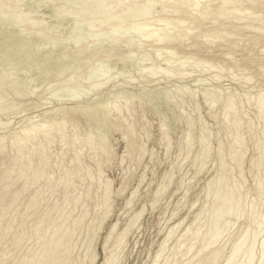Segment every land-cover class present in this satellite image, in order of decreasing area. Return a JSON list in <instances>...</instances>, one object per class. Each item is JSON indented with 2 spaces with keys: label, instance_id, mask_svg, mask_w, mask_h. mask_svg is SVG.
<instances>
[{
  "label": "rangeland",
  "instance_id": "obj_1",
  "mask_svg": "<svg viewBox=\"0 0 264 264\" xmlns=\"http://www.w3.org/2000/svg\"><path fill=\"white\" fill-rule=\"evenodd\" d=\"M6 1L7 0L3 1L2 3L4 5H7L6 7H9L11 9V11L13 9H16V11H14V13H12L10 10L9 11L4 10L6 12V13H4V15L5 14H12L15 18L12 20V22L10 24L0 26V38L2 36H4V37H7L8 41L10 40L11 42H16L18 37L22 36L24 34L23 32L20 31L22 29L23 24H21L20 22H17V21L20 20L22 22H24V21L26 22V21H28V19H30L32 17V15L34 16L35 14L37 15V13H38L41 15V16L37 15L39 17L38 18L39 22L37 23L36 27L34 26L35 28L34 27L32 28V30L33 31L36 30L37 34L39 36H43V35L48 36V33L50 31L49 36H52L53 39H50L49 41H46L45 39H41V40L36 39L38 41L35 40V42L38 44H42V47H45V44L49 43L50 45H53L56 48H58L61 43H65V41H63L65 38L63 35L64 27L67 26L68 23H71V20L69 19L70 16L66 15V12L71 13V11H68V7L70 8L71 5H69L67 3V0H36V2H38L39 4L35 9L36 12H32L31 14H28L27 13L28 10H26L23 6V3L27 2V1H25V0L24 1H22V0H11V2H10V0H9V2L8 1L6 2ZM94 1L95 0H79L77 2V5L74 7H77L81 4H83L84 6H82V7L87 8L88 4H89V6L91 5V7H92L91 9L94 11L96 6H97V2L93 3ZM104 1L107 2V0H104ZM120 1L122 2V3L120 2L121 6L119 5L120 3L117 4L116 9L113 10V14L118 13L122 9L121 7H124V5L125 6L129 5V3H132V1H134V0H126V1L120 0ZM135 1L139 2L140 0H135ZM217 1H218V3H216ZM217 1L216 0H207L206 4H209V5H206V6L208 7L207 13L208 12L212 13L213 11H218V14H209L207 16V19H204L203 21L200 22V23H203L202 24L203 28L204 27L207 28V31H213L214 30L213 32L217 35L216 36L213 34V37L209 38V40L207 42V44H208L207 45V48H208L207 52H205V50H204L203 51L204 53H201V55L207 56V59L209 60V62L211 61L215 65V68L213 67L212 69L207 67V71L202 70V67H196L194 65L192 66L190 63H185L184 66L182 65L183 67L181 66L182 67V69H181V67H179V63L177 61H173V60L171 63L165 64V62H166L165 59H167V55L165 53L159 52L157 54L156 53L157 51L155 53H153V49H151L152 52H150V50H146V48L149 49L146 46L148 43H154L155 45H159L160 43H163V42L154 41L153 38L149 39L150 37L149 38L145 37L146 34L143 33V31H141L139 29H135V30L133 29L132 30V28H130L129 30H132V32L130 31V34H129V32H128L129 30L126 28H124V29L119 28L120 32L118 29L116 30L117 32L112 30V33H110L111 31L109 28H108L109 30L106 28L109 32L106 29L101 30V31H104L105 34H106V32H108L106 34V38H105V36H103V35H105L104 33H102V34L100 33L103 37H98V36H100V34H98V32H101V31H98L100 29H98L97 26L95 29L93 28L92 30L95 31L98 34V36L95 35V32L93 34V31L89 30L90 28L87 27L90 23H85L86 28H84L83 31L79 32V33H81L82 36L84 35L85 37H87V39L84 36L82 37V36L77 34V36H79V38L78 37L72 38V41L70 40L69 42H67L70 45H72L70 47H73V48L77 47V43H80V44H78V47L79 46H81V47L87 46L86 51L89 53L91 50H94L96 47L98 48V45H101L102 43H103L102 45L119 44V48H120L119 51H114V53L116 55L113 53H110L109 56L111 58H113V56L118 57V55L120 54L119 57H124V55L127 56V54H128V57H125L124 59L127 60V58L128 59L130 58L131 62L129 60H127L126 62H128V63H125L126 65L125 64L124 65H116L117 67H115V68L110 67L111 66L110 65L109 67L111 69L107 70V69H104V68H106L105 67L106 63L104 61L105 60L104 58H106V57L102 56L100 58L102 53L104 55H107L106 53L100 52V53H97V55L96 54L93 55L94 57H93V59L91 58L89 60L90 62L83 60L86 58L84 57L83 54L82 55L80 54L79 56H76L77 58L75 59V63L73 61H71L68 64L69 70L66 73H64L65 75L63 74V75H61L62 77H60V78L58 77L57 79L54 78L55 79L54 82H53L54 79H52V80L48 79L49 81L46 80L40 84L36 83L38 85L35 84L36 87H34V88L32 85H34L35 81L34 82H28V83L23 82L27 85H25V84L23 85L21 83L22 87L19 84L18 85L19 87L15 88V86L17 84L15 83V81L13 79L16 80V77L18 76L17 75L18 72L14 71L15 73H13V71H9V73L11 75H8L9 74L8 70L4 71V72L8 73V74H6V76H8L7 80H9V81L7 82L8 84L6 82H2V85L0 84V90H1L0 93H3V92L6 93L5 94L6 97L3 96L4 94H0L1 97L3 96L2 97L3 99L0 97V101L2 100L0 103L3 102L2 103L3 105L0 104L3 107V108L2 107L0 108V123L4 120L3 122H6L7 124H6V127L4 128V131H2L3 129L0 126L1 127L0 128L1 134L5 133L9 129L19 127L22 123H24L26 121V119L28 120V118H33L34 120L35 119L37 120V118L39 119V117L44 115L47 111H48V113L52 112L50 110L54 109L55 106L58 107V105H60V104H63V103L65 104L66 103L65 101H67V100H72V101H69V103L67 101V104H77L78 103L79 105H85L86 103H91L94 101L103 102V103L105 102L106 105L109 104L108 105L109 107L106 106V107H108L107 108L108 113L106 116H104L105 119L103 120V121H106L107 124L104 122V126H102L103 124H101V123H99L98 125H95V122L89 121L82 116L79 117L78 122H76L75 124H73L71 126L67 125L68 130L73 129L74 126H76V129L80 131V134L84 135L85 132H86V134H89V133L93 134V136H94V138L92 139V140H94L93 145L92 146L83 145L84 142H83L82 135L79 136L82 139L77 138V140L75 139L74 136L69 135V138L71 140L73 138V140H74L73 146L71 145L72 147L68 143L63 144V142L62 143L59 142L60 141L59 137L55 138L54 142H52L51 145H49V150L51 151L50 153L52 154L51 157H53V158H51L52 161L57 160L56 165H54V163L52 162L54 167L52 166V168H50L51 177H52V179L50 181L51 184L48 183V185L46 187L45 183H44L45 181L42 179L40 181L36 182L35 183L36 185H34V183L31 185L28 184L27 185V191H25L26 193L24 192V194H22L20 196L19 201H17V203H16V209L19 211L22 210L26 204L25 202H26V199L28 198V196L33 192L35 193V192L39 191L36 194L38 195L39 199L42 198L41 199L42 201L38 200V204L35 208L37 211V212H35L36 215L41 214V212L45 213L44 212L46 209L45 203H50V202H52V203L55 202V204H57V205H55V204L54 205L56 207L59 206L57 208H60V209L63 208V209H61L62 210V212H61L62 218L66 217L69 214L67 217V220L69 222L68 224H72L74 222L73 220H78V218L80 217L82 212H83V214L86 212L84 214L82 221H81L82 224L79 221V223L77 224L78 225L77 229L74 233L75 235H73V237L71 239V252H72L71 258L77 259V257L79 256V258L77 259L78 261L76 260V262H74L75 264H106L105 258L109 255V253L106 251V249L107 250L110 249L112 247V245L114 244L113 235L121 232L125 227H127V225L128 226L130 225L128 232L125 235L124 239L122 240L121 244L118 245L119 248L116 247L117 250H115V258L117 259L116 264H166V263L167 264H171V263L172 264H188L189 260L193 256H195L197 254L198 250L200 249V246H201L200 244H202L201 242H203V240H202L203 234L202 233L205 232L206 230L208 232V229L212 224L213 219L211 217L210 210L216 206L213 203V197L212 196H214V189H216V187L218 186V184L216 185V183H218L217 179H221V178L225 182L226 190H227V188H230L232 190H236V192H237V195H235V198L233 200H231L232 202H230L231 207H232V205L236 204L237 202L238 203L235 206H233L232 209H230L232 211H231V213L229 212V214L227 215V216H229L228 219H230V223L227 225L228 227L226 226L227 228H225V230L223 231V234L221 233V235H220L221 237L218 238L220 240L217 239L218 241L213 244L215 246L212 245L213 247L222 246L224 251L222 250V253H221L222 255L216 260V262L213 261L211 264H225L224 262H226L225 261L226 257L234 249L233 247H235V244L239 240V237L241 239L244 232L245 233L247 232L246 234H248V232L249 233L252 232V230L254 229L255 226H256V229L258 231V234L260 233L259 236L260 235L261 236L260 237L257 236V239H255V242L253 245V246H255V247H253V250L255 249L254 250L255 251L254 252L255 253V260H253V262H251L250 264H264V258H262L259 254V251H257V249L259 250V244L258 243L261 240V238L264 237V230H263L264 229V225H263L264 222H262V221H264V218H263L264 217V203H262V202H264V160H262V159H264V155H263L264 154V150H263L264 149V120H263L264 119V115H263L264 113H261V115H260V111H258L257 108L254 106L255 100H256V97L258 96V94H261L264 92V22H262L264 20V12L261 9H259V3H263V6H264V0H251V1L243 0V3L237 5V8L241 12H238V11L232 12L230 9L227 8L228 7L227 5L225 7H222V9H221L218 7L220 0H217ZM231 1L233 2L234 0H231ZM0 2H1V0H0ZM124 2L126 4H124ZM234 2L236 3V1H234ZM251 2H253L251 8H249V10H246V12H244V10L247 8L246 4L251 3ZM237 3H239V2H237ZM50 4L67 5L68 7H66L65 15H63V16L68 21L62 20L61 18H59L58 20L56 18V20H55L53 17V14L50 13V11H49ZM74 4H76V3H74ZM156 4L158 6H156ZM156 4L151 6V9L153 12L152 13L153 17H156V16L175 17L177 15V12H175L174 11L175 9H173L174 5H171V3L168 2V0H162L161 3L156 2ZM169 4L173 8H171ZM82 7H80L79 10ZM164 8L166 9V11ZM160 9L163 11H161ZM0 13H1V15H3V12H0ZM22 13H24L26 15H24V17H23ZM105 13H106V11H104V14H100V13L96 12L97 15L99 14V15H102L103 17L105 15L110 14L109 12L106 14ZM123 13L125 14L126 11L124 10ZM165 14H167V16ZM27 15H30V16H27ZM42 15H43V17H42ZM125 15H127V13ZM25 16H26V18H25ZM257 16H260V17H257ZM50 17H52V18H50ZM91 17L92 18L90 20H93L94 17L98 18L101 16H94V14H92ZM114 17L115 16L111 15V14H110V16H108V18L112 19V20H110V23H112V24H114L116 22V19ZM141 17H145V16L138 15V16H135L134 17L135 19H134V18H132V16L129 15L127 17L128 19L127 18L126 19L130 23V22L136 21V19L141 18ZM190 17L192 19V16H190ZM193 17L195 18V16H193ZM214 17H216V18H214ZM194 18L191 21L194 23L193 25H197L198 22L195 23L196 21ZM92 23H94V22H92ZM52 25H53V27H52ZM257 25L261 26L262 28L260 30H256L255 27ZM252 26L254 28H252ZM45 27H47V28H45ZM61 27H63V28H61ZM53 28H54V30H53ZM48 29H50V30H48ZM125 29L127 30L128 33L126 31H124ZM84 30H86V32ZM122 30L126 33H124ZM223 30H226L229 34L228 33H222ZM17 31H18V33H16ZM121 31L124 34H122ZM199 31H201V30L195 28L194 33H199ZM114 32L116 35L114 34ZM137 33L138 34L141 33V34L138 35ZM194 33H191V35L188 36V39L186 42H194V39H195V36H193ZM92 34H93V36L95 35L96 38H95V36L93 38ZM111 34H112V39H114L116 41L119 40V41L111 42L112 41L111 36H109ZM131 34H133V35H131ZM107 35H108V37H107ZM113 35L116 37V39ZM139 36L141 37V39L138 38ZM75 37H76V35H75ZM129 37H130V39L134 37V40L131 39V41H133V42H131L132 45H130V43H129L130 42ZM135 37H136V39H135ZM80 38H81V40H80L81 42L79 41ZM84 38H85V41H83ZM146 38H148V41ZM73 39H75V40L78 39L77 43H73V42H75V40L73 41ZM108 40H109V42H108ZM136 40H138L137 43H136ZM97 41H99V42H97ZM126 41L128 42L129 45L128 44L125 45V43H127ZM81 43L83 44V46ZM84 43H86V45ZM138 43H139V46H137ZM140 43L143 45V47ZM194 43H199V42H197V39H196ZM209 43H211V44H209ZM74 44H76V45H74ZM93 44H95V45H93ZM91 46H93V48ZM136 47H138V48H136ZM141 47H142V49L145 48L146 51L142 50ZM89 48H91V49H89ZM69 49L70 48H68V50ZM128 51H130L132 53V55H130L131 53H129ZM133 53H135V55H133ZM143 53H144V55H143ZM91 54H92V52H91ZM139 54L142 55L141 59H140ZM129 55L131 57L135 56L134 59L135 58H137V59L139 58V59L138 60L137 59L132 60L133 57L131 58ZM137 55H138V57H137ZM148 55H150V56H148ZM159 55L162 57H160ZM163 55H165V56H163ZM94 59H96V60L94 61ZM142 59L145 61V63ZM92 60H93V62H92ZM140 60H142V62ZM80 61H82L84 64L86 62H88V63H86V65H82V68H81L80 66H81L82 62H80ZM97 61H99V63ZM135 61L138 64H136ZM139 61L141 62L140 65H139ZM154 61H156V62H154ZM96 62H97V64H96ZM146 62H147V64H146ZM151 62H152V64L158 63L160 65V72H159L160 75L154 74L156 76L155 77L152 74L153 76L151 77L149 74V73H151V71L147 70V72H146V69H149V67L152 66V65H150ZM173 62H175L177 64L174 63V65H173L172 64ZM103 63H105V64L103 65ZM92 64L94 65V67L92 66ZM99 64H101V65H99ZM167 64H170L172 67L170 65H167ZM97 65H98V68H96ZM75 66L78 68L80 67L81 69L75 68ZM89 66H91L93 69L91 70V67H89ZM100 66H102L101 69H100ZM103 66H104V68H103ZM135 66L138 68L136 69ZM140 66H141V68H140ZM87 67L91 70V72H92L91 75L89 72L90 70ZM109 67H108V69H109ZM129 67H130V69H129ZM164 67L166 69L169 68L168 71H171V72L174 68V71H173L174 73L164 74V71H161V70H164V69H162ZM85 68H86V70H84ZM94 68H96L95 74L93 73ZM178 68H180L181 70L186 68L185 71L189 72V75L191 73V75L190 76L189 75H186V76L181 75L182 78L180 75H176V76L173 75V74H175V72L177 73V70H179ZM220 68H222V69H220ZM73 69H76V70L72 71ZM77 69L80 71H78ZM124 69H127V70H124ZM138 69H139V71H138ZM198 69H201V70H198ZM122 70H123V72H121ZM85 71L86 72L88 71V72L86 73ZM97 71H99V72H97ZM117 71L119 72V74H117L118 73ZM134 71H136V72L134 73ZM140 71H141V73H140ZM142 71H144V72H142ZM194 71H196V72H194ZM203 71H204V73H203ZM113 72L114 73L116 72L115 73L116 75ZM81 73H82V75L81 76L79 75V77H81V78H79L78 74H81ZM98 73H99V75L100 74L101 75L98 76ZM136 73H137V75H135ZM15 74H16V77H15ZM86 74H89V76H90V77H88V79L87 78L85 79ZM104 74L107 75V76H104L107 79L102 77ZM108 74L110 75V77ZM68 75H69V77H68ZM96 75H97V77H96ZM112 75H115V76L120 75V76L119 77L113 76L114 77L113 78ZM165 75L167 76L166 78H165ZM169 75H171V76H169ZM12 76H13V78H12ZM66 76H67L68 80L65 78ZM71 76L73 77V79L75 81L71 78ZM162 76L164 77V79ZM178 76L180 78H178ZM198 76L201 78H205L206 79L205 82L203 81V82H200L199 84H198V82H195V78H197ZM245 76H247L248 78L250 77V79H246ZM99 77L102 79V81ZM63 78H65V79L63 80ZM82 78L84 79V81ZM108 78H110V79L112 78L113 80L112 79L110 80ZM192 78H194V79L192 80ZM219 78H220V80H219ZM69 79H70V83L68 82ZM71 79L73 82L71 81ZM79 79H80V81H79ZM97 79L100 81H98ZM81 80L84 82V84L81 83L82 82ZM115 80H116V82H115ZM16 81L18 82V80H16ZM63 81L68 83V84L63 85L62 84ZM78 81H79V83L77 84ZM95 81L96 82L98 81L97 82L98 84L100 82H104L103 83L104 87L102 86V83H100L99 85L95 84L96 83ZM11 82H12V84L13 83L14 84L12 85ZM55 82H57V83H55ZM74 82L77 85L76 87H78V85L81 87H78V88H76L75 86L72 87ZM105 82H108L109 84L105 83ZM178 82H180V83H178ZM29 83L30 84L33 83V84H31V87L33 89L38 88L35 91L29 86L28 91H30V92L32 91L31 94L29 92H26L27 86ZM48 83H50V84H48ZM60 83H61V85H59ZM75 83H74V85H75ZM118 83H120V84H118ZM182 83L183 84L186 83V84H184L186 87H184V85ZM45 84H48L50 86H47ZM210 84H211V86H210ZM5 85H7V87ZM88 85H89V89L92 88L95 91L89 90L87 88ZM37 86H39V87H37ZM98 86H99V89H97ZM100 86H102V87L100 88ZM8 87H9V89H8ZM20 87L22 88V90H24L27 93V96L25 95L26 93H24V92L22 94V90ZM61 87H63V88L65 87L67 90H65V88L63 90H61ZM71 87H72L73 91H72ZM106 87H107V89H106ZM166 87H167V89H166ZM216 87L218 88V90H220V92L216 91L217 90ZM17 88H20V89L17 90ZM74 88L76 90V92H75L76 95L74 93V91H75ZM82 88H85V89H82ZM109 88H111V90ZM171 88H173L172 91H171ZM187 88H189V89H187ZM206 88L209 89V90L207 89V91L209 93L204 91V89H206ZM11 89H13V90L16 89V90H14L15 92H13V90H11ZM186 89H187V91H186ZM190 89H191L192 93L190 92ZM202 89H203V91H202ZM210 89H212V90H210ZM80 90H81V92H80ZM118 90H119L120 94L118 93ZM224 90L228 91V92H225ZM16 91H18V92L16 93ZM19 91L21 93H19ZM135 91H137V92H135ZM149 91H151L152 94H151L150 98L147 99L144 96H145L146 92H149ZM184 91H186V92H184ZM61 92H64V93H61ZM85 92H88V93H85ZM189 92L193 96L195 95V97H197V98L194 97V99H193V96L190 95ZM202 92L204 93V95H202L203 94ZM58 93L64 95L65 97L62 95L59 96ZM89 93L92 94V97L87 96V94L91 95ZM115 93L118 95H116ZM227 93H228V95H227ZM78 94H79V96H77ZM109 94L112 97H110ZM217 94H219V95H217ZM66 95L70 96L71 98H73L72 96H74V97L77 96V98L75 97L73 99H70V97H67ZM104 95H105V97H104ZM124 95H126V97ZM211 95H213L212 96L213 99L210 98ZM113 96H114V98H113ZM228 96H232V98L234 97L235 100L233 99L234 105L232 106L233 108L230 109L231 110L229 113L230 116L228 115L229 118H227V120H228L227 121V120H225L226 118H224V115H223L224 114L223 111H225L226 109L225 108L222 109V107L223 106L225 107L224 101L226 100L225 98H227ZM23 97L25 99H23ZM96 97H97V99H96ZM21 98L23 99V101ZM64 98L67 100H65ZM92 98H94V99L92 100ZM119 98H120V100H119ZM125 98H127V99L125 100ZM168 98H169V100H168ZM82 99L85 102L82 101ZM86 99H88V100H86ZM202 99H204V100H202ZM220 99H222V100H220ZM57 100H59V101H57ZM214 100H215V102L213 103ZM111 101L114 103H112ZM123 101H126V103ZM170 102H171V104H170ZM110 104L112 107H113V104H114V106L119 105V104L123 105L124 109L121 108V115L118 114V113H120V111L115 112L113 110L114 107L112 108L110 106ZM125 104L127 105V107ZM194 104L197 105L196 106L197 108L195 107ZM34 105H35L36 109L33 108ZM211 105H213V106L211 107ZM47 107H50V109ZM45 108L47 109V111ZM31 112L32 113L34 112V114H32ZM23 115H25V117H22ZM34 115H35V117H34ZM6 117L7 118L9 117V118L7 119ZM19 119H22L24 121L19 120ZM8 120H9V122H8ZM10 121H12V122H10ZM247 122H248V124H247ZM127 123H129L130 125L132 124L131 125L133 127L132 130L127 131V126H126ZM227 123H230V124H227ZM231 123H233V124H231ZM96 126H97V128L99 126L100 127L99 129L102 132H104L106 135L107 144H108V146H107L108 150H106V153L100 152L97 149V147H98L97 146L98 131L96 129ZM142 126H144V127H142ZM106 127H108V130L106 129ZM102 128H104V129H102ZM143 131H144V133H143ZM231 131H232V133H230ZM185 134H187V136H185ZM205 134L207 135V138H208L206 141V142H208V143H206L207 149H208V155H207V159L205 161H203V164H204V167H203L202 161L200 160V158L198 156H200L199 154H201L200 152H202V150L204 148V143L201 142L202 139H201L200 135H205ZM128 136H129V138H128ZM198 136H200V137H198ZM184 137L185 138L187 137V138L185 139ZM237 137H239V138L237 139ZM188 138H189V140L187 141ZM129 139L131 140L130 141L131 143L133 142L130 145H129L130 142L128 143ZM158 139H160V140H158ZM235 139L238 141L240 139V141L238 143H235V141H236ZM134 140H135V142H134ZM136 142H138L140 145L144 146L143 151H141V150L139 151L138 149L135 148ZM188 142H189V144H188ZM197 142H199L200 144ZM63 146H64V148H63ZM84 147H85V149H84ZM242 147H244V148H242ZM59 148H61V149H59ZM81 148H83V149H81ZM75 149L77 150L76 152H75ZM8 150L9 149H6V151H8ZM65 150H67V151H65ZM73 150H74V153H73ZM209 150H210V152H209ZM233 150H236L235 152H238V153L233 152ZM53 151H54V153H53ZM64 151L67 152V154ZM231 152H233L236 155H234ZM63 153H64V155H63ZM75 153L77 154V157L79 156L78 162L81 163L82 166H84V165L85 166L81 168L80 172H78L79 174L77 173L78 175L74 172L75 175L73 174V176L70 177V180H71L70 186H72V187L69 188L70 191H69V194L67 195V200L64 202L62 200H64L63 193H64V189H65L64 186L65 185H63L64 184L62 182L63 179H60V177L61 176L63 177V173H64L63 170L65 168L70 169L72 167V170L76 171V169H74V167H76L77 161L73 162V159H75L74 156H76ZM100 153H101V155H100ZM230 153L233 156L238 157V159L233 160L230 157V156H232ZM95 154L99 155V156H95ZM177 154H178V156H177ZM237 154L239 156H237ZM4 155H6V154H4ZM184 155H185V158H184ZM162 156H163V159H162ZM221 156L223 158H221ZM60 157H62V159ZM258 157H260L259 161H258ZM176 158H177V161H176ZM186 158H187V160H186ZM70 159H71V161H70ZM119 159H121V161H119ZM68 160H69V162H68ZM58 162H60V163H58ZM99 162H100V168H99L100 171L96 170V169H98L97 167H98ZM221 162L223 163L222 164L223 166L220 165ZM236 162L240 165H238ZM256 162L260 163L261 165L257 164ZM69 163H71V164H69ZM193 163L195 165H193ZM197 164H199V165H197ZM235 164H237V165H235ZM57 165H58V167H57ZM95 165H96V167H95ZM206 165H208V166H206ZM258 165L260 167H256ZM191 166H193V167H191ZM169 167H170V169H169ZM196 167H198V168H196ZM83 168H84V171L82 172ZM85 168L87 170L89 169L88 172H91V173H88L87 175L84 174ZM200 169L202 171H200ZM257 170H258V173H257ZM0 171H1V164H0ZM97 171H99L101 173L98 174ZM238 173H239V175H238ZM13 175H15V174H13ZM53 175H54V177H53ZM168 176H170L169 177L170 180H169V178L167 179ZM214 176H215V178H214ZM224 177L226 178V180ZM89 178L92 180H90ZM253 178H255V179H253ZM105 179L109 180V182H110V185H109V193L110 194H109L108 205L102 207V206H100L101 205L100 203L102 200L101 195H102L103 189L105 187V183H104ZM234 179H236V180H234ZM259 179H260V181H259ZM261 179H263V180H261ZM213 180H214V183H213ZM232 180H233V182H232ZM241 181L243 184L241 183ZM257 181L263 182L261 187L258 186L259 184ZM17 182L12 183V185H14V187L11 185L12 189L19 188L20 185L22 184V180H19L18 183ZM98 182H100V183H98ZM206 182H208V183H206ZM210 182H211V184H210ZM61 183H62V185H61ZM53 184H55V185H53ZM56 184H57V187H56ZM97 184H98V186H97ZM206 184H209V185L206 186ZM235 186H236V189H235ZM45 187L46 188L49 187V188L46 189ZM161 187H162V189H160ZM208 187H210V188L206 189ZM51 188L53 190H51ZM136 188H137V190H136ZM240 188L242 189V191ZM43 189H45V190H43ZM87 189H88V191H87ZM258 189H259V191H258ZM158 190H159L158 193H160V194L157 193ZM206 190H208V191H206ZM210 190H213V191H210ZM51 191L53 192V194L51 193ZM74 191H75V193H74ZM160 191H162V192H160ZM261 191H262V193H260ZM209 192L212 195H210ZM39 193L42 195L40 196ZM78 193H80V194H78ZM70 194L79 198V201L77 202V204L72 202V198H71L72 196ZM117 194H118V196H117ZM94 195H96V196H94ZM203 195L204 196L206 195V197H204ZM61 196H62V198H61ZM4 197H5V194L3 195V199H4ZM208 197H209V199H206ZM236 197H238V200H236ZM68 200L70 203L68 202ZM154 200H155V202H154ZM48 201H50V202H48ZM196 201H197V203H196ZM233 201H234V203H233ZM2 202L4 204L7 203L5 200H2ZM256 202H257V204H256ZM1 203H0V205H3V203L2 204ZM211 203H213V204H211ZM250 204H251V206H250ZM80 205H82V207ZM0 207H2V206H0ZM39 207H41V208H39ZM126 207H128V208H126ZM234 207L237 208L238 211H237V209H234ZM37 208H39V209H37ZM109 208H110V210H109ZM203 208H205V209H203ZM68 209H70V210H68ZM142 210H144V211H142ZM206 210H208V212H206ZM140 212H141V214H140ZM204 212L208 213V214H205ZM255 212H256V216H255ZM51 214H54V212H52ZM74 215H76V216L74 217ZM133 215L135 216L134 218H132ZM251 215H253V216H251ZM50 216L52 218H55V216H53V215H50ZM104 216H105V218H104ZM137 216H139V218ZM237 216H239V217H237ZM7 218H8V215L3 217L2 221H5ZM26 218H25L26 220L24 219L21 222V224L23 225V229L25 228L26 230H30L35 225V221L32 217L31 218L26 217ZM129 218H131V219H129ZM261 218H262V220H261ZM232 221H235V222H232ZM130 222H131V224H130ZM179 222H180V224H178ZM191 223H193V224H191ZM197 224H199V226ZM257 224L261 225V227ZM98 225H100V226H98ZM113 225H115V228L113 230L114 232L112 233L111 237H109L110 238V240H109V238H107L108 237L107 234H108L111 226L113 227ZM124 225H125V227H124ZM174 225H176V226H174ZM173 226L176 227L178 230H176V228H172ZM197 226L199 228L202 226L201 228H203V230H200L199 228H197ZM257 226H259V227H257ZM196 228H197V230H196ZM258 228L260 231L258 230ZM91 229H92V231H90ZM188 229H190L192 232L189 231ZM198 230H199L201 236L197 239H191V237L194 234V231L197 232ZM183 231H185V232H183ZM182 232L185 234H183ZM189 232H190V234H188ZM170 234H171V236H170ZM105 235H106V238H105ZM169 236H170V238H169ZM192 241H194V242H192ZM180 244H181V246H180ZM28 245H30V247ZM182 245H183V247H182ZM244 246H243L244 248L242 247L243 249L241 248V252L237 256L238 258L236 257L237 260H235V262L239 261V260L241 261L243 254L246 252V250H244V249H247V244H245ZM88 247H89L90 251L88 250ZM224 247H225V249H224ZM32 248H34V241H33V239H30V238H28V236H26V238H24V240L21 241L20 245L16 249H14V251L13 250L9 251V256H8L9 258H7L6 261H4L2 264H4V263L9 264L11 262H17L15 260H18L19 257L22 256L26 250H27L26 251L27 253L32 251L31 250ZM189 248H191V249L189 250ZM86 249H87V251H89L86 255L87 257L85 256V258H82V257H84L83 251L84 250L86 251ZM163 251H165V252H163ZM160 252L162 254H160ZM241 253H242V255H241ZM156 254H158V256ZM187 254H189V255H187ZM15 255H16V257H15ZM11 256L13 258L15 257L14 258L15 260ZM84 259H85V261H84ZM11 260H14V261H11ZM83 261L85 263H82Z\"/></svg>",
  "mask_w": 264,
  "mask_h": 264
},
{
  "label": "bare ground",
  "instance_id": "obj_2",
  "mask_svg": "<svg viewBox=\"0 0 264 264\" xmlns=\"http://www.w3.org/2000/svg\"><path fill=\"white\" fill-rule=\"evenodd\" d=\"M3 1H5V0H1V2H0V12H3V15H1V13H0V26H2V25H7V24H10L11 22H12V20L15 18L12 14H5L4 15V13H6L5 11H11V9L9 8V7H6L7 5H4L2 2ZM8 2H9V0H7ZM6 1V2H7ZM22 1H24V0H22ZM25 1H27V2H25V3H23V6H24V8L26 9V10H28L27 11V13L28 14H31L32 12H36L35 11V9H36V7L38 6V2H36V0H25ZM79 0H67V3L69 4V5H71V7L69 8L67 5H53V4H50V7H49V11H50V13H52L53 14V17H54V19L56 20V18H57V20L59 19V18H61L62 20H67L63 15H65V10H66V7H68V11H71V13H67L66 12V15L67 16H70V20H71V23H68L67 24V26H65L64 27V31H63V35H64V40L63 41H65V43H61L60 44V46L58 47V48H56V47H54L53 45H50L49 43H46L45 44V47H42V44H38V43H36L35 42V40L36 39H38V40H41V39H45L46 41H49L50 39H53L52 38V36H49V33H50V31H49V33H48V36H39L38 34H37V31L36 30H32V28L35 26L36 27V25H37V23L39 22L38 21V16L37 15H40V14H38L37 13V15L35 14L34 16L32 15V17L30 18V19H28V21H24V22H22V21H20V20H18L17 22H20L21 24H23V26H22V29L20 30L21 32H23L24 34L22 35V36H19L18 37V39H17V41L16 42H11L10 40L8 41V39H7V37H4V36H2L1 38H0V84L2 85V82H8L9 80H7V77L8 76H6V74H8L9 73V71H13V73H15L14 71H16V72H18V76L16 77V74H15V77H16V80H18V82L15 80V79H13L14 81H15V83L17 84H15L16 86H15V88L16 87H19L18 85L20 84L21 85V83L24 85L25 83H23V82H34V85L36 84V83H43L44 81H46V80H52V79H57L58 77L60 78V77H62L61 75H63L64 73H66L68 70H69V67H68V64L71 62V61H73L74 63H75V59L77 58L76 56H79L80 54L82 55H84V57L86 58V59H83V60H86V61H89L91 58L93 59V55H97V53H100V52H104V53H106L107 55H104L103 53H102V55L100 56V58L102 57V56H105L106 58H104L105 60V63H103V65L105 64V67L106 68H104V66H103V68L104 69H107V70H110L111 68L110 67H117L116 65H124L125 63H128V62H126L127 60H131L130 58L128 59L127 58V60L126 59H124L125 57H128V54H127V56H125L124 55V57H119V55H118V57H114L113 56V58H111L109 55H110V53H113V54H115L114 53V51H119V44H108V45H98V48L96 49H94V50H91L89 53L86 51L87 50V46L85 47V46H83V44H82V46L83 47H81V46H79L78 47V44H80V43H77V40H75V39H73V41L75 40V42H73V43H77V47H70V46H72V45H70L69 43H67V42H69L70 40L72 41V38H79V36H77V34L78 35H80V36H82L81 35V33H79V32H81V31H83V29L84 28H86V24L85 23H90L87 27H89L90 29L89 30H92L93 28L95 29L96 28V26L98 27V29H100V30H98V31H101V30H104V29H110V33H112V30H114V31H116L117 29L119 30V32H120V29L119 28H126V29H130V28H132V30L134 29H139V30H141V31H143V33H145L146 34V36L145 37H150L149 39H151V38H153V40L154 41H161V42H163V43H160L159 45H155L154 43H148L146 46L149 48V49H147L146 48V50H150V52H152L151 51V49H153V53H155L156 51V53L158 54L159 52L161 53V52H163V53H165L166 55H167V59H165V64L166 63H171L172 62V60L173 61H177L178 63H179V67H181L182 65L184 66V64L185 63H190L192 66L194 65V66H196V67H202V70H206L207 71V67L208 68H215V65L210 61L209 62V60L207 59V56H204V55H201V53H204L203 51L205 50V52H207V42H208V40H209V38L210 37H213V34L214 35H216L213 31H207V28H203L202 27V24L203 23H200L201 21H203L204 19H207V16L209 15V14H218V11H213L212 13H207V9H208V7L206 6V5H209V4H206V1L207 0H168V2H170L171 3V5H174L173 7L170 5V7L171 8H173V9H175L174 11L175 12H177V15L175 16V17H160V16H156V17H153L152 16V9H151V6L152 5H154V4H156V2H160L161 3V1L160 0H140L139 2H137V1H132V3H129V5H124V7H121L122 9L118 12V13H116V14H113V10L114 9H116V7H117V4H119L121 1L120 0H107V2H105L104 0H95L93 3H95V2H97V6H96V8H95V10L93 11L91 8V5L89 6V4H88V7L87 8H85V7H82V6H84L83 4H81V5H79V6H77V7H74V6H76L77 5V2H78ZM126 1V0H125ZM217 1V0H216ZM234 1H236V3L234 2ZM233 2L231 1V0H220V2H219V5H218V7L219 8H221L222 9V7H225L226 5L228 6L227 8L228 9H230L232 12H241L238 8H237V5H239V4H241V3H243V0L241 1V0H234ZM248 1H251V0H248ZM10 2H11V0H10ZM130 2V1H129ZM237 2H239V3H237ZM254 2V1H253ZM253 2H251V3H247L246 4V9L244 10V12H246V10H249V8H251V6H252V4H253ZM2 3V4H1ZM74 3H76V4H74ZM122 3V2H121ZM121 3L119 4L120 6H121ZM166 3V2H165ZM210 3V2H209ZM216 3H218V1L216 2ZM124 4H126L125 2H124ZM128 4V3H127ZM159 4V3H158ZM168 4V3H167ZM164 5V4H163ZM156 6H158L157 4H156ZM161 6V5H160ZM80 7H82L80 10H79V8ZM162 8V7H161ZM166 8V7H165ZM164 8V9H165ZM169 8V7H168ZM172 9V10H173ZM259 9H261L263 12H264V6H263V3H259ZM3 10V11H2ZM5 10V11H4ZM38 10V9H37ZM124 10L126 11V13H127V15H125L123 12H124ZM161 10V9H160ZM168 10V9H167ZM242 10V9H241ZM258 10V9H257ZM14 11H16V9H13L11 12L12 13H14ZM104 11H106V13H110L111 15H114L115 17V19H116V22L114 23V24H112V23H110V20H112V19H110V18H108V16H110V14L109 15H105L104 17L102 16V15H97L96 14V12H98V13H100V14H104ZM161 11H163V10H161ZM165 11H166V9H165ZM164 11V12H165ZM169 11V10H168ZM171 11V10H170ZM186 11V12H185ZM243 11V10H242ZM261 11V12H262ZM25 13V12H24ZM24 13H22L23 14V17H24V15H26V14H24ZM105 13V14H106ZM230 13V12H229ZM19 14V13H18ZM21 14V15H22ZM92 14H94V16H101V17H94V21L93 20H90L92 17H91V15ZM161 14V13H160ZM132 16V18H134L135 16H138V15H140V16H145V17H141V18H138V19H136V21H134V22H128L127 21V17L128 16ZM166 16H167V14H165ZM27 16H30V15H27ZM41 16V15H40ZM170 16V15H169ZM190 16H192V19L194 18L193 16H195V23H197V25H193L194 23L191 21L192 19H191V17ZM42 17H43V15H42ZM46 17V16H45ZM257 17H260V16H257ZM25 18H26V16H25ZM24 18V19H25ZM50 18H52V17H50ZM127 18V19H126ZM214 18H216V17H214ZM17 19V18H16ZM21 19V18H20ZM130 19V18H129ZM135 19V18H134ZM22 20V19H21ZM27 20V19H26ZM53 21V20H52ZM68 21V20H67ZM133 21V20H132ZM16 22V23H17ZM46 22V21H45ZM44 22V23H45ZM92 22H94V23H92ZM262 22H264V20L262 21ZM40 24V23H39ZM46 25V24H45ZM44 25V26H45ZM15 26V25H14ZM34 27V28H35ZM39 27V26H38ZM49 27V26H48ZM51 27V26H50ZM52 27H53V25H52ZM51 27V28H52ZM207 27V26H206ZM45 28H47V27H45ZM61 28H63V27H61ZM195 28L196 29H200L201 31H199V33H194V31H195ZM252 28H254L253 26H252ZM262 27L261 26H256L255 27V29L256 30H260ZM106 29V30H107ZM108 29V30H109ZM124 30V31H126L127 32V30ZM203 29V30H202ZM46 30V29H45ZM48 30H50V29H48ZM53 30H54V28H53ZM60 30V31H61ZM88 30V29H87ZM107 30V31H108ZM132 30H129L128 32H129V34H130V31L132 32ZM138 30V31H139ZM212 30V29H211ZM36 31V32H35ZM61 31V32H62ZM85 32H86V30H84ZM93 31V30H92ZM123 31V30H122ZM122 31H121V33H122ZM123 31V32H124ZM137 31V32H138ZM48 32V31H47ZM84 32V33H85ZM94 32L95 31H93V34H94ZM109 32V31H108ZM108 32H106V34L108 33ZM117 32V31H116ZM126 32H124V33H126ZM127 32V33H128ZM16 33H18V31L16 32ZM88 33V32H87ZM102 34V33H104V31H101V32H98V34ZM109 33V34H110ZM124 33H122V34H124ZM134 33V32H133ZM191 33H194L193 34V36H195V39H194V42H195V40L197 39V42H199V43H194V42H186L187 41V39H188V36L189 35H191ZM222 33H228L226 30H223L222 31ZM90 34V33H89ZM93 34H92V36H93ZM98 34L95 32V35H97L98 36ZM100 34V36H98V37H103V36H105V38H106V34L105 35H101ZM114 34H115V32H114ZM128 34V35H129ZM135 34V33H134ZM138 34V33H137ZM139 34H141V33H139ZM138 34V35H139ZM229 34V33H228ZM60 35V34H59ZM75 35H76V37H75ZM88 35V34H87ZM94 35V36H95ZM116 35V34H115ZM119 35V34H118ZM131 35H133V34H131ZM220 35V34H219ZM84 36V35H83ZM82 36V37H83ZM94 36H93V38H94ZM109 36H111V42H115L116 40H114V39H112V34L111 35H109ZM114 36V35H113ZM125 36V35H124ZM127 36V35H126ZM141 36V35H140ZM138 37V38H140L141 39V37ZM217 36V35H216ZM221 36V35H220ZM81 37V38H82ZM85 37V36H84ZM91 37V36H90ZM107 37H108V35H107ZM115 37V36H114ZM144 37V38H145ZM81 38L79 39V41L81 40ZM86 39H87V37H85ZM85 38H84V40L83 41H85ZM95 38H96V36H95ZM148 38H146L147 39V41H148ZM190 38V37H189ZM89 39V38H88ZM98 39V38H97ZM115 39H116V37H115ZM131 39H133L134 40V37L133 38H131ZM131 39H130V37H129V40H130V45H132L131 44V42H133V41H131ZM135 39H136V37H135ZM38 40H36V41H38ZM101 40V39H100ZM128 40V39H127ZM139 40V39H138ZM138 40H136V43H137V41ZM143 40V39H142ZM117 41H119V40H117ZM116 41V42H117ZM151 41V40H150ZM81 42V41H80ZM96 42V41H95ZM97 42H99V41H97ZM108 42H109V40H108ZM110 42V43H111ZM121 42V41H120ZM125 42V41H124ZM127 42V41H126ZM152 42V41H151ZM72 43V44H73ZM146 43V42H145ZM156 43V42H155ZM85 45H86V43H84ZM100 44V43H99ZM126 44H128V42L127 43H125V45ZM141 44V43H140ZM144 44V43H143ZM198 44V45H197ZM209 44H211V43H209ZM216 44V43H215ZM74 45H76V44H74ZM88 45V44H87ZM93 45H95V44H93ZM129 45V44H128ZM142 45V44H141ZM214 45V44H213ZM7 46V47H6ZM90 46V45H89ZM88 46V47H89ZM137 46H139V43H138V45ZM145 46V47H146ZM9 47V48H8ZM92 48H93V46H91ZM95 47V46H94ZM142 47H143V45H142ZM142 47H141V49H142ZM210 47V46H209ZM68 48H70L69 50H68ZM129 48V47H128ZM136 48H138V47H136ZM89 49H91V48H89ZM88 49V50H89ZM126 49V48H125ZM132 50V49H131ZM137 50V49H136ZM142 50H145V48L144 49H142ZM145 50V51H146ZM155 50V51H154ZM140 51V50H139ZM91 52H92V54H91ZM129 53H131L130 51H128ZM136 52V51H135ZM125 53V52H124ZM127 53V52H126ZM90 54V55H89ZM138 54V53H137ZM150 54V53H149ZM90 57H89V56ZM116 55V54H115ZM123 55V54H122ZM130 55H132V53L130 54ZM129 55V56H130ZM133 55H135V53H133ZM143 55H144V53H143ZM152 55V54H151ZM156 55V54H155ZM230 55V54H229ZM139 56H140V59H141V56L142 55H140L139 54ZM148 56H150V55H148ZM157 56V55H156ZM160 56V55H159ZM163 56H165V55H163ZM225 56V55H224ZM108 57V58H107ZM131 57V56H130ZM133 57V56H132ZM131 57V58H132ZM135 57V56H134ZM134 57H133V59L132 60H136L137 58H135L134 59ZM137 57H138V55H137ZM155 57V56H154ZM160 57H162V56H160ZM211 57V56H210ZM144 58V57H143ZM79 59V58H78ZM81 59V58H80ZM139 59V58H138ZM137 59V60H138ZM149 59V58H148ZM151 59V58H150ZM157 59V58H156ZM155 59V60H156ZM162 59V58H161ZM96 59H94V61H95ZM143 60V59H142ZM142 60H140L141 62H142ZM77 61V60H76ZM85 61V62H86ZM103 61V62H104ZM139 61V65H140V62ZM144 61V60H143ZM79 62V61H78ZM80 62H82V61H80ZM90 62V61H89ZM92 62H93V60H92ZM98 63H99V61H97ZM97 62H96V64H97ZM131 62V61H130ZM129 62V63H130ZM136 62V61H135ZM134 62V63H135ZM154 62H156V61H154ZM153 62V63H154ZM159 62V61H158ZM86 63H88V62H86ZM86 63L84 64L83 62H82V64H81V68H82V65H86ZM133 63V62H132ZM144 63H145V61H144ZM174 63L175 62H173L172 64L174 65ZM77 64V63H76ZM75 64V65H76ZM136 64H138L137 62H136ZM146 64H147V62H146ZM175 64H177V63H175ZM218 64V63H217ZM99 65H101V64H99ZM111 65V66H110ZM115 65V66H114ZM126 65V64H125ZM129 65V64H128ZM127 65V66H128ZM133 65V64H132ZM135 65V64H134ZM138 65V66H139ZM149 65V64H148ZM150 65H152V66H150L149 67V69H146V72H147V70H150L151 71V73H149L150 74V76L152 77L154 74L156 75V74H159V72H160V65L158 64V63H154V64H152V62H151V64ZM167 65H170V64H167ZM77 66V65H76ZM75 66V68H78V67H76ZM79 66V65H78ZM92 66L94 67V65L92 64ZM109 67V69H108V67ZM137 66V65H136ZM135 66V67H136ZM144 66V65H143ZM171 66V65H170ZM169 66V67H170ZM182 66V67H183ZM191 66V67H192ZM79 67V68H80ZM84 67V66H83ZM89 67H91V66H89ZM119 67V66H118ZM131 67V66H130ZM130 67H129V69H130ZM145 67V66H144ZM143 67V68H144ZM166 67V66H165ZM162 68V69H164V70H161V71H164V74H168V73H170V74H172V73H174L173 71H174V68H173V70H172V72L171 71H168L169 70V68ZM172 67V66H171ZM178 67V66H177ZM176 67V68H177ZM182 67H181V69H182ZM188 67V66H187ZM186 67V68H187ZM220 67V66H219ZM78 68V69H79ZM80 68V69H81ZM88 68V67H87ZM96 68H98V65H97V67ZM96 68H94V74H95V71H96ZM102 68V66H100V69ZM134 68V67H133ZM138 67H136V69H137ZM140 68H141V66H140ZM185 68V69H186ZM190 68V67H189ZM77 69V70H78ZM89 69V68H88ZM93 68L91 67V70H92ZM99 69V70H100ZM113 69V68H112ZM135 69V68H134ZM179 70H177V73L175 72V74H173V75H189V72H187V71H185V69H183V70H181L180 68H178ZM196 69V68H195ZM218 69V68H217ZM220 69H222V68H220ZM6 70H8V73L7 72H4V71H6ZM71 70V69H70ZM76 69H73L72 71H75ZM84 70H86V68L84 69ZM83 70V71H84ZM90 70V69H89ZM91 70L89 71L90 72V75H91ZM124 70H127V69H124ZM176 70V69H175ZM198 70H201V69H198ZM209 70V69H208ZM71 71V72H72ZM78 71H80V70H78ZM103 71V70H102ZM105 71V70H104ZM112 71V70H111ZM138 71H139V69H138ZM192 71V70H191ZM197 71V70H196ZM196 71H194V72H196ZM204 71H203V73H204ZM244 71V70H243ZM5 74H4V73ZM70 72V73H71ZM82 72V71H81ZM86 72V71H85ZM88 72V71H87ZM86 72V73H87ZM97 72H99V71H97ZM106 72V71H105ZM118 72V71H117ZM121 72H123V70L121 71ZM136 71H134V73H135ZM142 72H144V71H142ZM202 72V71H201ZM200 72V73H201ZM79 73V72H78ZM84 73V72H83ZM101 73V72H100ZM111 73V72H110ZM114 73V72H113ZM116 73V72H115ZM114 73V74H115ZM140 73H141V71H140ZM163 73V72H162ZM161 73V74H162ZM73 74V73H72ZM103 74V73H102ZM112 74V73H111ZM117 74H119V72L117 73ZM121 74V73H120ZM144 74V73H143ZM148 74V75H149ZM153 74V75H152ZM8 75H11L10 73L8 74ZM65 75V74H64ZM76 75V74H75ZM74 75V76H75ZM79 75L81 76L82 75V73L81 74H78V77H79ZM84 75V74H83ZM88 75V76H87ZM101 75V74H100ZM99 75V73H98V76H100ZM109 75V74H108ZM116 75V74H115ZM115 75H112V77L113 76H115ZM135 75H137V73L135 74ZM139 75V74H138ZM146 75V74H145ZM144 75V76H145ZM154 75V76H155ZM160 75V74H159ZM158 75V76H159ZM163 75V74H162ZM190 75H191V73H190ZM189 75V76H190ZM14 76V75H13ZM13 76H12V78H13ZM86 77H85V79L87 78L88 79V77H90L89 76V74H86L85 75ZM94 76V75H93ZM104 76H107V75H103L102 77H104ZM120 76V75H119ZM118 75L117 76H115V77H119ZM122 76V75H121ZM169 76H171V75H169ZM182 76H181V78H182ZM184 76V77H185ZM216 76V75H215ZM14 77V78H15ZM68 77H69V75H68ZM77 77V78H78ZM92 77V76H91ZM96 77H97V75H96ZM109 77H110V75H109ZM139 77V76H138ZM156 77V76H155ZM163 77V76H162ZM167 76L165 75V78H166ZM66 79H67V76L65 77ZM65 78H63V80L65 79ZM71 78L73 79V77L71 76ZM76 78V77H75ZM79 78H81V77H79ZM94 78V77H93ZM100 78V77H99ZM98 78V79H99ZM104 78H106V77H104ZM114 78V77H113ZM154 78V77H153ZM178 78H180L179 76H178ZM195 78V77H194ZM194 78H192V80L194 79ZM245 78L246 79H250V77L248 78L247 76H245ZM55 79L53 80V82L55 81ZM72 79H71V81H72ZM83 79V78H82ZM97 79V80H98ZM101 79V78H100ZM107 79V78H106ZM108 79H110V78H108ZM112 79V78H111ZM110 79V80H111ZM138 79V78H137ZM147 79V78H146ZM160 79V78H159ZM163 79H164V77H163ZM12 80V79H11ZM48 80V81H49ZM68 80V79H67ZM74 80V79H73ZM78 80V79H77ZM76 80V81H77ZM113 80V79H112ZM117 80V79H116ZM116 80H115V82H116ZM120 80V79H119ZM178 80V79H177ZM205 78H201V77H197V78H195V82H198V84L200 83V82H205ZM219 80H220V78H219ZM13 81V82H14ZM47 81V82H48ZM62 81V80H61ZM66 81V80H65ZM75 81V80H74ZM79 81H80V79H79ZM79 81L77 82V84L79 83ZM82 81V80H81ZM83 81H84V79H83ZM81 82V83H83L84 84V82ZM90 81V80H89ZM93 81V80H92ZM98 81H100V80H98ZM97 81V82H98ZM101 81H102V79H101ZM108 81V80H107ZM69 83H70V79H69V81H68ZM73 82V81H72ZM88 82V81H87ZM94 82V81H93ZM96 82V81H95ZM95 83V84H98V83ZM194 82V81H193ZM194 82V83H195ZM5 83V84H6ZM51 83V82H50ZM50 83H48V84H50ZM55 83H57V82H55ZM75 83V82H74ZM74 83H73V85H72V87H76L77 85H76V83H75V85H74ZM100 83H102V86H103V83L104 82H100ZM99 83V84H100ZM105 83H108V82H105ZM178 83H180V82H178ZM190 83V82H189ZM247 83V82H246ZM8 84V83H7ZM11 84H12V82H11ZM14 84V83H13ZM12 84V85H13ZM31 84H33V83H31ZM31 84L29 83L28 84V86H27V91L26 92H29L30 94L32 93V91L30 92V91H28V87L30 86L31 87ZM48 84H45V85H47V86H50V85H48ZM63 85H66V84H68V83H66V82H64L63 81V83H62ZM89 84V83H88ZM94 84V85H95ZM98 84V85H99ZM109 84V83H108ZM118 84H120V83H118ZM177 84V83H176ZM183 84V83H182ZM181 84V85H182ZM184 84H186V83H184ZM183 84V85H184ZM188 84V83H187ZM192 84V83H191ZM202 84V83H201ZM25 85H27V84H25ZM34 85H32L33 86V88L34 87H36V85H38V84H36L35 86ZM52 85V84H51ZM54 85V84H53ZM59 85H61V83L59 84ZM90 85V84H89ZM89 85H88V89H89ZM92 85V84H91ZM93 85V86H94ZM106 85V84H105ZM125 85V84H124ZM173 85V84H172ZM178 85V84H177ZM176 85V86H177ZM209 85V84H208ZM6 87H7V85H5ZM83 86V85H82ZM92 86V87H93ZM97 86V85H96ZM102 86H100V88L102 87ZM119 86V85H118ZM154 86V85H153ZM156 86V85H155ZM166 86V85H165ZM179 86V85H178ZM194 86V85H193ZM210 86H211V84H210ZM3 87V86H2ZM1 87V88H2ZM12 87V86H11ZM21 87H22V85H21ZM20 87V88H21ZM37 87H39V86H37ZM46 87V86H45ZM67 87V86H66ZM72 87H71V89H72ZM78 87H81V86H79L78 85ZM78 87H76V88H78ZM84 87V86H83ZM104 87V86H103ZM175 87V86H174ZM180 87V86H179ZM184 87H186L185 85H184ZM188 87V86H187ZM206 87V86H205ZM20 88H17V90L18 89H20ZM32 88V87H31ZM32 88V89H33ZM65 88V87H64ZM63 87H61V90H63L64 89ZM91 88V87H90ZM144 88V87H143ZM148 88V87H147ZM146 88V89H147ZM151 88V87H150ZM154 88V87H153ZM157 88V87H156ZM182 88V87H181ZM215 88V87H214ZM217 88V87H216ZM3 89V88H2ZM8 89H9V87H8ZM30 89V88H29ZM36 89H38V88H36ZM36 89H33V90H35L36 91ZM44 89V88H43ZM46 89V88H45ZM49 89V88H48ZM70 89V88H69ZM80 89V88H79ZM82 89H85V88H82ZM95 89V88H94ZM97 89H99V86H98V88ZM106 89H107V87H106ZM110 90H111V88H109ZM152 89V88H151ZM161 89V88H160ZM159 89V90H160ZM166 89H167V87H166ZM170 89V88H169ZM187 89H189V88H187ZM187 89H186V91H187ZM207 89L208 88H206V89H204V91L205 92H208L207 91ZM226 89V88H225ZM7 90V89H6ZM11 90H13V89H11ZM14 90H16V89H14ZM13 90V92H15ZM21 90H22V88H21ZM26 90V89H25ZM60 90V89H59ZM65 90H67L66 88H65ZM64 90V91H65ZM74 90H75V88H74ZM78 90V89H77ZM87 90V89H86ZM85 90V91H86ZM89 90H91V91H95V90H93L92 88L91 89H89ZM173 90V88H171V91ZM176 90V89H175ZM194 90V89H193ZM192 90V91H193ZM209 90V89H208ZM210 90H212V89H210ZM72 91H73V89H72ZM71 91V92H72ZM79 91V90H78ZM127 91V90H126ZM131 91V90H130ZM143 91V90H142ZM146 91V90H145ZM148 91V90H147ZM161 91V90H160ZM178 91V90H177ZM186 91H184V92H186ZM189 91V90H188ZM202 91H203V89H202ZM214 91V90H213ZM217 92L219 91L220 92V90H218V88H217V90H216ZM225 91V90H224ZM0 92H1V90H0ZM12 92V91H11ZM18 91H16V93H17ZM23 92L24 93H26L24 90H22V94H23ZM68 92V91H67ZM66 92V93H67ZM76 92V90L74 91V93ZM80 92H81V90H80ZM79 92V93H80ZM105 92V91H104ZM135 92H137V91H135ZM190 92H191V89H190ZM189 92V93H190ZM225 92H228V91H225ZM230 92V91H229ZM234 92V91H233ZM15 93V94H16ZM19 93H21L20 91H19ZM61 93H64V92H61ZM65 93V94H66ZM85 93H88V92H85ZM84 93V94H85ZM92 93V92H91ZM91 93H89V94H91ZM113 93V92H112ZM118 93H119V90H118ZM167 93V92H166ZM174 93V92H173ZM183 93V92H182ZM192 93V92H191ZM190 93V95H192ZM194 93V92H193ZM203 93V92H202ZM209 93V92H208ZM231 93V92H230ZM0 94H4L3 96H5L6 97V93H0ZM14 94V95H15ZM21 94V95H22ZM59 94V93H58ZM82 94V93H81ZM116 94V93H115ZM120 94V93H119ZM151 91H149V92H146V94H145V98H147V99H149L150 98V96H151ZM168 94V93H167ZM180 94V93H179ZM178 94V95H179ZM187 94V93H186ZM211 94V93H210ZM213 94V93H212ZM220 94V93H219ZM219 94H217V95H219ZM8 95V94H7ZM13 95V96H14ZM18 95V94H17ZM26 96H27V93L25 94ZM24 95V96H25ZM60 95H62V94H59V96ZM69 95V94H68ZM72 95V94H71ZM74 95V94H73ZM75 95H76V93H75ZM86 95V94H85ZM116 95H118V94H116ZM127 95V94H126ZM126 95H124L125 97H126ZM130 95V94H129ZM141 95V94H140ZM181 95V94H180ZM185 95V94H184ZM202 95H204V93L202 94ZM209 95V94H208ZM225 95V94H224ZM227 95H228V93H227ZM231 95V94H230ZM2 96V97H3ZM58 96V95H57ZM62 96H64V95H62ZM67 96V95H66ZM77 96H79V94L77 95ZM77 96H75L76 98H77ZM87 96H91L92 97V94L91 95H88L87 94ZM109 96L110 97H112L110 94H109ZM108 96V97H109ZM170 96V95H169ZM168 96V97H169ZM193 96V95H192ZM191 96V97H192ZM206 96V95H205ZM213 95H211V97L210 98H212L213 99V97H212ZM0 97H1V95H0ZM1 97V98H2ZM4 97V98H5ZM16 97V96H15ZM20 97V96H19ZM65 97V96H64ZM67 97H70V96H67ZM73 98H75L74 96H72ZM85 97V96H84ZM104 97H105V95H104ZM116 97V96H115ZM132 97V96H131ZM165 97V96H164ZM175 97V96H174ZM194 97H195V95L193 96V99H194ZM59 98V97H58ZM57 98V99H58ZM73 98H71L70 97V99H73ZM83 98V97H82ZM113 98H114V96H113ZM195 98H197V97H195ZM206 98V97H205ZM220 98V97H219ZM225 98V97H224ZM3 99V98H2ZM11 99V98H10ZM22 99V98H21ZM20 99V100H21ZM23 99H25L24 97H23ZM23 99H22V101H23ZM27 99V98H26ZM62 99V98H61ZM60 99V100H61ZM65 99V98H64ZM69 99V98H68ZM81 99V98H80ZM79 99V100H80ZM89 99V98H88ZM88 99H86V100H88ZM91 99V98H90ZM94 98H92V100H93ZM96 99H97V97H96ZM106 99V98H105ZM127 98H125V100H126ZM226 100L224 101L225 102V107L223 106L222 107V109L223 108H225L226 110L225 111H223V115H224V118H226L225 120H227V118H229L228 117V115H229V113H230V109H232L233 107V105H234V103H233V99H234V97L232 98V96H228L227 98H225ZM65 100H67V99H65ZM64 100V101H65ZM76 100V99H75ZM113 100V99H112ZM119 100H120V98H119ZM118 100V101H119ZM122 100V99H121ZM124 100V99H123ZM168 100H169V98H168ZM173 100V99H172ZM196 100V99H195ZM202 100H204V99H202ZM220 100H222V99H220ZM219 100V101H220ZM235 100V99H234ZM2 101V100H1ZM0 101V102H1ZM57 101H59V100H57ZM63 101V102H64ZM68 101V103H69V101H72V100H67ZM67 101H65L66 103L64 104H60V105H58V107H54V109H52V110H50V111H52V112H49L48 113V111H47V109H46V113L44 114V115H42V116H40L39 117V119L37 118V120L35 119H33V118H28V120L26 119V121L24 122V123H20L21 125L19 126V127H17V128H12V129H9L8 131H6L5 133H0V164H1V171H0V203L2 202V200H5L7 203L6 204H4L3 202V205H0V206H2V207H0V264H2L4 261H6V259L7 258H9L8 256H9V251L10 250H13L14 251V249H16L19 245H20V243H21V241L22 240H24V238H26V236H28V238H30V239H33V241H34V248H32L31 250L32 251H30V252H24V254L22 255V256H20L19 257V259L18 260H15L14 258L16 257V255H15V257L13 258L12 256V258L15 260V261H17V262H11V263H9V264H75L74 262H76V260L79 258V256L77 257V259H72L71 258V239H72V237H73V235H75L74 233H75V231H76V229H77V224L79 223V221L81 222L82 221V219H83V217H84V214L86 213H84L83 214V212H82V214L80 215V217L78 218V220H73L72 222V224H68L69 222H68V220H67V217H68V215L66 216V217H64V218H62V210L61 209H63V208H57V207H59V206H55V205H57V204H55V202H50V201H48V202H50V203H45V207H46V209H45V213H42L41 212V214H38V215H36L35 214V212H37L36 211V206H37V204H38V200L39 201H42L41 199H39V197H38V195L36 194L37 192H39V191H37V192H33V193H31L29 196H28V198L26 199V204H25V206H24V208L22 209V210H17L16 209V203H17V201H19V198H20V196L22 195V194H24V192L25 191H27V185L29 184V185H31V184H33L34 183V185H36L35 183L36 182H38V181H40L41 179L42 180H44L45 182V186L47 187V185H48V183H50V181H51V179H52V177H51V171H50V168H52V166H53V163H54V165H56V162H57V160H54V161H52V159L51 158H53V157H51V151L49 150V145H51V143L52 142H54V139L55 138H57V137H59L60 138V141L59 142H63V144L65 143H68L70 146L72 145L73 146V138H72V140L69 138V135H72V136H74L75 137V139L77 140V138H81V137H79V136H81L82 135V138H83V142H84V144L83 145H86V146H92L93 145V143H94V140H92L93 138H94V136H93V134H86V132H85V134L83 135V134H80V131L79 130H77L76 129V126H74V128L73 129H67V125H73V124H75L76 122H78V119H79V117L80 116H82V117H84L85 119H87V120H89V121H93V122H95V125H98L99 123H101V124H103L102 126H104V122L106 123V121H103L105 118H104V116H106L107 115V108L109 107L108 105L109 104H105V102L103 103V102H97V101H94V102H91V103H86L85 105H79L77 102V104H67ZM74 101V100H73ZM81 101V100H80ZM79 101V102H80ZM82 101H84L83 99H82ZM91 101V100H90ZM105 101V100H104ZM110 101V100H109ZM114 101V100H113ZM117 101V100H116ZM128 101V100H127ZM211 101V100H210ZM85 102V101H84ZM107 102V101H106ZM112 102V101H111ZM110 102V103H111ZM115 102V101H114ZM114 102H112V103H114ZM123 102H125L126 103V101H123ZM154 102V101H153ZM169 102V101H168ZM209 102V101H208ZM215 102V100L213 101V103ZM218 102V101H217ZM222 102V101H221ZM251 102V101H250ZM3 103V102H2ZM2 103H0V104H2ZM73 103V102H72ZM75 103V102H74ZM81 103V102H80ZM211 103V102H210ZM105 104V105H104ZM124 104V103H123ZM170 104H171V102H170ZM3 105V104H2ZM42 105V104H41ZM40 105V106H41ZM126 105V104H125ZM124 105V106H125ZM195 105V104H194ZM206 105V104H205ZM224 105V104H223ZM38 106V105H37ZM39 106V107H40ZM54 106V105H53ZM52 106V107H53ZM106 106H108V107H106ZM110 106H111V104H110ZM197 105H195V107H196ZM213 105H211V107H212ZM219 106V105H218ZM256 108H257V110L258 111H260V115H261V113H264V92L263 93H261V94H258V96L256 97V100H255V105H254ZM2 106L0 105V108H1ZM112 107V106H111ZM114 107V108H113ZM113 110L115 111V112H119L120 111V113H118L119 115H121V108H123V105H115L114 106V104H113ZM126 107H127V105H126ZM206 107V106H205ZM3 108V107H2ZM33 108H35V105H34V107ZM47 108H49L50 109V107H47ZM111 108V109H112ZM197 108V107H196ZM250 108V107H249ZM36 109V108H35ZM44 109V110H45ZM124 109V108H123ZM187 109V108H186ZM194 109V108H193ZM33 111V110H32ZM110 111V110H109ZM125 111V110H124ZM180 112V111H179ZM32 113V112H31ZM184 113V112H183ZM199 113V112H198ZM29 114V113H28ZM32 114H34V112L32 113ZM185 114V113H184ZM191 114V113H190ZM182 115V114H181ZM222 115V116H223ZM264 115V114H263ZM30 116V115H29ZM33 116V115H32ZM31 116V117H32ZM37 116V115H36ZM230 116V115H229ZM22 117H25V115H23ZM34 117H35V115H34ZM109 117V116H108ZM186 117V116H185ZM7 118V117H6ZM5 118V119H6ZM9 118V117H8ZM7 118V119H8ZM27 118V117H26ZM188 118V117H187ZM213 118V117H212ZM217 119V118H216ZM19 120H22V119H19ZM124 120V119H123ZM186 120V119H185ZM230 120V119H229ZM264 120V119H263ZM4 121V120H3ZM1 122L0 123V126L2 127V131H4V128L6 127V122ZM22 121H24V120H22ZM180 121V120H179ZM197 121V120H196ZM223 121V120H222ZM221 121V122H222ZM228 121V120H227ZM231 121V120H230ZM8 122H9V120H8ZM10 122H12V121H10ZM16 122V121H15ZM18 122V121H17ZM233 122V121H232ZM126 123V122H125ZM225 123V122H224ZM107 124V123H106ZM124 124V123H123ZM188 124V123H187ZM227 124H230V123H227ZM231 124H233V123H231ZM247 124H248V122H247ZM5 125V126H4ZM13 125V124H12ZM132 125V124H131ZM129 123H127L126 124V126H127V131L128 130H132V126H131ZM161 125V124H160ZM159 125V126H160ZM189 125V124H188ZM221 125V124H220ZM18 126V125H17ZM101 126V127H102ZM192 126V125H191ZM230 126V125H229ZM0 127V128H1ZM8 127V126H7ZM16 127V126H15ZM69 127V126H68ZM142 127H144V126H142ZM163 127V126H162ZM227 127V126H226ZM70 128V127H69ZM72 128V127H71ZM100 127L98 126V128H97V126H96V129H97V131H98V143H97V149H98V151H100V152H105L106 153V150H108L107 149V146H108V144H107V139H106V135H105V133L104 132H102L100 129H99ZM121 128V127H120ZM160 128V127H159ZM203 128V127H202ZM230 128V127H229ZM7 129V128H6ZM102 129H104V128H102ZM106 129L108 130V127H106ZM161 129V128H160ZM134 130V129H133ZM142 130V129H141ZM162 130V129H161ZM200 130V129H199ZM204 130V129H203ZM230 130V129H229ZM66 131V132H65ZM145 131V130H144ZM144 131H143V133H144ZM227 131V130H226ZM236 131V130H235ZM239 131V130H238ZM187 132V131H186ZM237 132V131H236ZM161 133V132H160ZM190 133V132H189ZM230 133H232V131L230 132ZM67 134V135H66ZM165 134V133H164ZM200 134V133H199ZM210 134V133H209ZM132 135V134H131ZM185 136H187V134H185ZM189 136V135H188ZM201 136V142H203L204 143V148H203V150H202V152H200L201 154H199L200 156H198L199 158H200V160L202 161V164H203V161H205L206 159H207V155H208V149H207V144L206 143H208V142H206L207 141V135L205 134V135H200ZM200 136H198V137H200ZM231 136V135H230ZM236 136V135H235ZM241 136V135H240ZM191 137V136H190ZM81 138V139H82ZM128 138H129V136H128ZM141 138V137H140ZM144 138V137H143ZM160 138V137H159ZM178 138V137H177ZM185 138V137H184ZM187 138V137H186ZM185 138V139H186ZM236 138V137H235ZM239 137H237V139H238ZM120 139V138H119ZM125 139V138H124ZM131 139V138H130ZM129 139V141H128V143L131 141ZM241 139V138H240ZM240 139H239V141H240ZM67 140V141H66ZM158 140H160V139H158ZM189 140V138L187 139V141ZM236 140V139H235ZM71 141V142H70ZM81 141V140H80ZM126 141V140H125ZM124 141V142H125ZM180 141V140H179ZM185 141V140H184ZM199 141V140H198ZM238 140H236L235 141V143H238L239 142ZM82 142V141H81ZM134 142H135V140H134ZM168 142V141H167ZM186 142V141H185ZM133 143V142H132ZM131 142L129 143V145L130 144H132ZM197 143H199V142H197ZM60 144V143H59ZM58 144V145H59ZM79 144V143H78ZM82 144V143H81ZM170 144V143H169ZM168 144V145H169ZM188 144H189V142H188ZM200 144V143H199ZM240 144V143H239ZM75 145V144H74ZM80 145V144H79ZM134 145V144H133ZM71 146V147H72ZM126 146V145H125ZM135 146V145H134ZM179 146V145H178ZM260 146V145H259ZM51 147V146H50ZM75 147V146H74ZM133 147V146H132ZM143 147L144 146H142V145H140L138 142H136V149H138L139 151L141 150V151H143ZM180 147V146H179ZM200 147V146H199ZM262 147V146H261ZM62 148V147H61ZM61 148H59V149H61ZM63 148H64V146H63ZM93 148V147H92ZM166 148V147H165ZM186 148V147H185ZM202 148V147H201ZM242 148H244V147H242ZM263 148V147H262ZM6 149H9L8 151H6ZM67 149V148H66ZM74 149V148H73ZM81 149H83V148H81ZM84 149H85V147H84ZM131 149V148H130ZM168 149V148H167ZM192 149V148H191ZM198 149V148H197ZM196 149V150H197ZM236 149V148H235ZM90 150V149H89ZM92 150V149H91ZM166 150V149H165ZM240 150V149H239ZM264 150V149H263ZM65 151H67V150H65ZM64 151V152H65ZM77 150L75 149V152H76ZM83 151V150H82ZM122 151V150H121ZM181 151V150H180ZM185 151V150H184ZM190 151V150H189ZM236 150H233V152H235ZM63 152V151H62ZM90 152V151H89ZM88 152V153H89ZM92 152V151H91ZM154 152V151H153ZM209 152H210V150H209ZM233 152H231V153H233ZM53 153H54V151H53ZM66 154H67V152H65ZM73 153H74V150H73ZM83 153V152H82ZM87 153V152H86ZM94 153V152H93ZM139 153V152H138ZM186 153V152H185ZM230 153V154H231ZM235 153H238V152H235ZM240 153V152H239ZM263 153V152H262ZM4 154H6V155H4ZM8 154V155H7ZM62 154V153H61ZM72 154V153H71ZM76 154V153H75ZM81 154V153H80ZM92 154V153H91ZM103 154V153H102ZM123 154V153H122ZM143 154V153H142ZM164 154V153H163ZM179 154V153H178ZM178 154H177V156H178ZM222 154V153H221ZM234 154V153H233ZM55 155V154H54ZM59 155V154H58ZM57 155V156H58ZM63 155H64V153H63ZM74 155V154H73ZM100 155H101V153H100ZM121 155V154H120ZM124 155V154H123ZM176 155V154H175ZM232 155V154H231ZM234 155H236V154H234ZM264 155V154H263ZM94 156V155H93ZM95 156H99V155H96L95 154ZM105 156V155H104ZM189 156V155H188ZM230 156V155H229ZM237 156H239L238 154H237ZM75 157V159H73V162H78V157H77V154H76V156H74ZM73 157V158H74ZM176 157V156H175ZM187 157V156H186ZM233 160L234 159H238V157H235V156H230ZM61 159H62V157H60ZM70 158V157H69ZM68 158V159H69ZM90 158V157H89ZM98 158V157H97ZM184 158H185V155H184ZM183 158V159H184ZM221 158H223L222 156H221ZM259 158L260 157H258V161H259ZM101 159V158H100ZM107 159V158H106ZM162 159H163V156H162ZM196 159V158H195ZM82 160V159H81ZM84 160V159H83ZM89 160V159H88ZM92 160V159H91ZM97 160V159H96ZM169 160V159H168ZM186 160H187V158H186ZM199 160V159H198ZM223 160V159H222ZM262 160H264V159H262ZM60 161V160H59ZM63 161V160H62ZM70 161H71V159H70ZM80 161V160H79ZM119 161H121V159H119ZM176 161H177V158H176ZM182 161V160H181ZM221 161V160H220ZM53 162V163H52ZM68 162H69V160H68ZM76 162V167H74V169H76V171L75 170H72V167L70 168V169H64L63 170V177L61 176L60 177V179H63V185H65L64 186V193H63V198H64V200H62V201H66L67 200V195L69 194V188L70 187H72V186H70V184H71V180H70V177L71 176H73V174H74V172L77 174L78 172H80V170H81V168L82 167H84V166H82V164L81 163H77ZM89 162V161H88ZM98 162V161H97ZM195 162V161H194ZM58 163H60V162H58ZM119 163V162H118ZM175 163V162H174ZM199 163V162H198ZM231 163V162H230ZM237 163V162H236ZM257 163V162H256ZM262 163V162H261ZM63 164V163H62ZM61 164V165H62ZM69 164H71V163H69ZM78 164V165H77ZM121 164V163H120ZM201 164V165H202ZM223 163L221 162V166H223L222 165ZM238 164V163H237ZM237 164H235V165H237ZM253 164V163H252ZM257 164H260V163H257ZM68 165V164H67ZM193 165H195L194 163H193ZM197 165H199V164H197ZM238 165H240V164H238ZM255 165V164H254ZM261 165V164H260ZM263 165V164H262ZM60 166V165H59ZM120 166V165H119ZM203 167H204V164L202 165ZM206 166H208V165H206ZM205 166V167H206ZM219 166V165H218ZM225 166V165H224ZM54 167V166H53ZM57 167H58V165H57ZM68 167V166H67ZM95 167H96V165H95ZM191 167H193V166H191ZM201 167V166H200ZM231 167V166H230ZM256 167H260L259 165L258 166H256ZM87 168V167H86ZM85 168V173L84 174H88V173H91V172H88L89 171V169L87 170ZM98 169H96V170H99L100 171V162L98 163V167H97ZM196 168H198V167H196ZM202 168V167H201ZM222 168V167H221ZM227 168V167H226ZM233 168V167H232ZM238 168V167H237ZM169 169H170V167H169ZM182 169V168H181ZM180 169V170H181ZM205 169V168H204ZM128 170V169H127ZM146 170V169H145ZM223 170V169H222ZM238 170V169H237ZM259 170V169H258ZM258 170H257V173H258ZM84 171V168H83V170H82V172ZM99 171H97L98 172V174H100L101 172H99ZM123 171V170H122ZM196 171V170H195ZM200 171H202L201 169H200ZM199 171V172H200ZM229 171V170H228ZM234 171V170H233ZM263 171V170H262ZM261 171V172H262ZM73 172V173H72ZM81 172V173H82ZM127 172V171H126ZM197 172V171H196ZM54 173V172H53ZM52 173V174H53ZM124 173V172H123ZM168 173V172H167ZM180 173V172H179ZM188 173V172H187ZM223 173V172H222ZM225 173V172H224ZM13 174H15V175H13ZM79 174V173H78ZM77 174V175H78ZM83 174V173H82ZM81 174V175H82ZM97 174V175H98ZM103 174V173H102ZM59 175V174H58ZM75 175V174H74ZM80 175V176H81ZM91 175V174H90ZM238 175H239V173H238ZM244 175V174H243ZM250 175V174H249ZM85 176V175H84ZM165 176V175H164ZM185 176V175H184ZM192 176V175H191ZM190 176V177H191ZM51 177V178H50ZM53 177H54V175H53ZM86 177V176H85ZM101 177V176H100ZM143 177V176H142ZM170 176H168L167 177V179L169 178ZM194 177V176H193ZM223 177V176H222ZM235 177V176H234ZM240 177V176H239ZM76 178V177H75ZM80 178V177H79ZM214 178H215V176H214ZM225 178V177H224ZM244 178V177H243ZM59 179V178H58ZM59 179V180H60ZM90 179V178H89ZM166 179V180H167ZM233 179V178H232ZM253 179H255V178H253ZM19 180H22V184L20 185V187L19 188H16V189H12V187H11V185H12V183L13 182H19ZM83 180V179H82ZM90 180H92V179H90ZM89 180V181H90ZM99 180V179H98ZM97 180V181H98ZM122 180V179H121ZM120 180V181H121ZM126 180V179H125ZM143 180V179H142ZM169 180H170V178H169ZM210 180V179H209ZM212 180V179H211ZM218 181V183H216V185L218 184V186L216 187V189H214V196H212L213 197V203H214V205H216L214 208H212L211 210H210V212H211V217H212V224H211V226L209 227V229H208V232H207V230L205 231V232H203L202 234H203V236H202V240H203V242H201L202 244H200L201 246H200V249L198 250V252H197V254L195 255V256H193L190 260H189V262H188V264H211L213 261H215L216 262V260L222 255L221 253H222V250H223V247L222 246H216V247H213V246H215V245H213L214 243H216L218 240H220V239H218L219 237H221L220 235H221V233L223 234V231L225 230V228H227L228 226V224L230 223V219H228V217L229 216H227L228 214H229V212L231 213V211L232 210H230V209H232V207L233 206H235L236 204H234V205H232V207H231V204H230V202H232L231 200H233L234 198H235V195H237V192H236V190H232V189H230V188H227V190H226V187H225V182H224V180L221 178V179H217ZM225 180H226V178H225ZM234 180H236V179H234ZM243 180V179H242ZM261 180H263V179H261ZM192 181V180H191ZM259 181H260V179H259ZM17 182V183H18ZM55 182V181H54ZM60 182V181H59ZM84 182V181H83ZM169 182V181H168ZM232 182H233V180H232ZM254 182V181H253ZM258 182V181H257ZM53 183V182H52ZM57 183V182H56ZM93 183V182H92ZM98 183H100V182H98ZM105 187H104V189H103V192H102V195H101V205L100 206H107L108 205V201H109V185H110V182H109V180H107V179H105ZM163 183V182H162ZM190 183V182H189ZM206 183H208V182H206ZM213 183H214V180H213ZM241 183H242V181H241ZM262 181L261 182H258V186L259 187H261V185H262ZM51 184V183H50ZM58 184V183H57ZM57 184H56V187H57ZM86 184V183H85ZM182 184V183H181ZM210 184H211V182H210ZM243 184V183H242ZM53 185H55V184H53ZM61 185H62V183H61ZM89 185V184H88ZM87 185V186H88ZM94 185V184H93ZM101 185V184H100ZM141 185V184H140ZM209 184H206V186H208ZM254 185V184H253ZM13 187H14V185H12ZM43 186V185H42ZM97 186H98V184H97ZM257 186V185H256ZM16 187V186H15ZM30 187V186H29ZM39 187V186H38ZM45 187V188H46ZM55 187V186H54ZM100 187V186H99ZM119 187V186H118ZM139 187V186H138ZM160 187V186H159ZM169 187V186H168ZM263 187V186H262ZM49 188V187H48ZM48 188H46V189H48ZM53 188V187H52ZM51 188V190H53ZM92 188V187H91ZM179 188V187H178ZM210 187H208V188H206V189H209ZM39 189V188H38ZM41 189V188H40ZM55 189V188H54ZM99 189V188H98ZM160 189H162V187L160 188ZM213 189V188H212ZM235 189H236V186H235ZM241 189V188H240ZM261 189V188H260ZM37 190V189H36ZM43 190H45V189H43ZM76 190V189H75ZM95 190V189H94ZM136 190H137V188H136ZM135 190V191H136ZM184 190V189H183ZM262 190V189H261ZM35 191V190H34ZM87 191H88V189H87ZM100 191V190H99ZM163 191V190H162ZM162 191H160V192H162ZM166 191V190H165ZM206 191H208V190H206ZM210 191H213V190H210ZM241 191H242V189H241ZM258 191H259V189H258ZM42 192V191H41ZM40 192V193H41ZM72 192V191H71ZM123 192V191H122ZM159 192V190L157 191V193ZM26 193V192H25ZM39 193V195L41 196L42 194H40ZM50 193V192H49ZM51 193L53 194V192L51 191ZM50 193V194H51ZM74 193H75V191H74ZM73 193V194H74ZM89 193V192H88ZM136 193V192H135ZM210 193V192H209ZM260 193H262V191L260 192ZM5 194V197H4V199H3V195ZM77 194V193H76ZM78 194H80V193H78ZM82 194V193H81ZM158 194H160V193H158ZM72 197V202H74L75 204H77V202L79 201V198L78 197H76V196H74V195H72V194H70ZM85 195V194H84ZM209 195V194H208ZM210 195H212L211 193H210ZM78 196V195H77ZM94 196H96V195H94ZM117 196H118V194H117ZM204 196V195H203ZM240 196V195H239ZM257 196V195H256ZM131 197V196H130ZM129 197V198H130ZM204 197H206V195L204 196ZM246 197V196H245ZM261 197V196H260ZM44 198V197H43ZM61 198H62V196H61ZM70 198V197H69ZM88 198V197H87ZM95 198V197H94ZM158 198V197H157ZM52 199V198H51ZM60 199V198H59ZM90 199V198H89ZM100 199V198H99ZM128 199V198H127ZM131 199V198H130ZM206 199H209V197L208 198H206ZM236 200H238V197H236ZM235 200V201H236ZM240 200V199H239ZM255 200V199H254ZM44 201V200H43ZM56 201V200H55ZM130 201V200H129ZM251 201V200H250ZM68 202H69V200H68ZM128 202V201H127ZM131 202V201H130ZM154 202H155V200H154ZM245 202V201H244ZM243 202V203H244ZM1 203V204H2ZM44 203V202H43ZM63 203V202H62ZM70 203V202H69ZM99 203V202H98ZM126 203V202H125ZM153 203V202H152ZM158 203V202H157ZM196 203H197V201H196ZM213 203H211V204H213ZM233 203H234V201H233ZM232 203V204H233ZM262 203H264V202H262ZM40 204V203H39ZM42 204V203H41ZM55 204V205H54ZM72 204V203H71ZM84 204V203H83ZM128 204V203H127ZM209 204V203H208ZM256 204H257V202H256ZM260 204V203H259ZM64 205V204H63ZM66 205V204H65ZM85 205V204H84ZM195 205V204H194ZM205 205V204H204ZM239 205V204H238ZM237 205V206H238ZM255 205V204H254ZM81 207H82V205H80ZM129 206V205H128ZM151 206V205H150ZM206 206V205H205ZM212 206V205H211ZM236 206V207H237ZM250 206H251V204H250ZM253 206V205H252ZM61 207V206H60ZM67 207V206H66ZM69 207V206H68ZM75 207V206H74ZM263 207V206H262ZM39 208H41V207H39ZM39 208H37V209H39ZM43 208V207H42ZM73 208V207H72ZM86 208V207H85ZM95 208V207H94ZM122 208V207H121ZM126 208H128V207H126ZM141 208V207H140ZM194 208V207H193ZM209 208V207H208ZM239 208V207H238ZM258 208V207H257ZM261 208V207H260ZM259 208V209H260ZM66 209V208H65ZM100 209V208H99ZM123 209V208H122ZM203 209H205V208H203ZM234 209H237V208H235L234 207ZM253 209V208H252ZM68 210H70V209H68ZM73 210V209H72ZM86 210V209H85ZM102 210V209H101ZM109 210H110V208H109ZM209 210V209H208ZM208 210H206V212H208ZM250 210V209H249ZM255 210V209H254ZM64 211V210H63ZM75 211V210H74ZM73 211V212H74ZM105 211V210H104ZM139 211V210H138ZM142 211H144V210H142ZM236 211V210H235ZM237 211H238V209H237ZM52 212H54V214H51ZM65 212V211H64ZM72 212V211H71ZM108 212V211H107ZM244 212V211H243ZM40 213V212H39ZM70 213V212H69ZM120 213V212H119ZM205 213V212H204ZM233 213V212H232ZM250 213V212H249ZM254 213V212H253ZM108 214V213H107ZM137 214V213H136ZM140 214H141V212H140ZM205 214H208V213H205ZM251 214V213H250ZM6 215H8V218L5 220V221H2L3 220V217H5ZM50 215H53V216H55V218H52ZM87 215V214H86ZM175 215V214H174ZM237 215V214H236ZM244 215V214H243ZM76 215H74V217H75ZM124 216V215H123ZM205 216V215H204ZM210 216V215H209ZM240 216V215H239ZM239 216H237V217H239ZM242 216V215H241ZM251 216H253V215H251ZM255 216H256V212H255ZM26 217H32L33 219H34V221H35V225L30 229V230H26L25 228L23 229V225L21 224V222L26 218ZM70 217V216H69ZM103 217V216H102ZM135 216L133 215V217L132 218H134ZM138 218H139V216H137ZM210 217V218H211ZM236 217V218H237ZM104 218H105V216H104ZM169 218V217H168ZM167 218V219H168ZM206 218V217H205ZM264 218V217H263ZM27 219V218H26ZM25 219V220H26ZM129 219H131V218H129ZM184 219V218H183ZM198 219V218H197ZM204 219V218H203ZM243 219V218H242ZM102 220V219H101ZM196 220V219H195ZM261 220H262V218H261ZM129 221V220H128ZM166 221V220H165ZM170 221V220H169ZM197 221V220H196ZM202 221V220H201ZM244 221V220H243ZM258 221V220H257ZM4 222V223H3ZM132 222V221H131ZM131 222H130V224H131ZM232 222H235V221H232ZM238 222V221H237ZM262 222H264V221H262ZM135 223V222H134ZM137 223V222H136ZM197 223V222H196ZM195 223V224H196ZM259 223V222H258ZM24 224V223H23ZM81 224H82V222H81ZM98 224V223H97ZM178 224H180V222L178 223ZM191 224H193V223H191ZM194 224V225H195ZM201 224V223H200ZM233 224V223H232ZM236 224V223H235ZM249 224V223H248ZM94 225V224H93ZM198 226H199V224H197ZM202 225V224H201ZM234 225V224H233ZM257 225H259V224H257ZM264 225V224H263ZM98 226H100V225H98ZM130 226V225H129ZM129 226L127 225V227H125V225H124V229L121 231V232H119V233H116L115 235H113V240H114V244L112 245V247L110 248V249H106V251L109 253V255L105 258V263L106 264H116V258H115V250H117L116 249V247H118L119 248V244H121V242H122V240L124 239V237H125V235L127 234V232H128V229H129ZM134 226V225H133ZM132 226V227H133ZM174 226H176V225H174ZM172 227V228H176V227ZM197 226V228H199ZM204 226V225H203ZM227 226V227H226ZM260 227H261V225H259ZM259 226H257V227H259ZM139 227V226H138ZM202 227V226H201ZM199 228L200 230H203V228ZM206 227V226H205ZM204 227V228H205ZM248 227V226H247ZM114 228H115V225H113V227L111 226V228H110V230H109V232H108V237L107 238H109V237H111V235H112V233L114 232L113 230H114ZM197 228H196V230H197ZM89 229V228H88ZM248 229V228H247ZM261 229V228H260ZM96 230V229H95ZM174 230V229H173ZM176 230H178L177 228H176ZM189 231H191L190 229H188ZM241 230V229H240ZM258 230H259V228H258ZM264 230V229H263ZM90 231H92V229L90 230ZM170 231V230H169ZM186 231V230H185ZM185 231H183V232H185ZM248 231V230H247ZM260 231V230H259ZM88 232V231H87ZM173 232V231H172ZM182 232V233H183ZM192 232V231H191ZM235 232V231H234ZM262 232V231H261ZM97 233V232H96ZM95 233V234H96ZM171 233V232H170ZM175 233V232H174ZM173 233V234H174ZM177 233V232H176ZM247 233V232H246ZM245 232H244V236L242 235V238L240 239V237H239V240L236 242V244H235V247H233L234 249L231 251V253L230 254H228V256L226 257V262H224L225 264H250L251 262H253V260H255V249L253 250V247H255V246H253L254 245V242H255V239H257V236L258 237H260L259 236V234H258V231H257V229H256V226L254 227V229L252 230V232H248V234H246ZM94 234V233H93ZM183 234H185V233H183ZM182 234V235H183ZM188 234H190V232L188 233ZM187 234V235H188ZM234 234V233H233ZM241 234V233H240ZM246 234V235H245ZM92 235V234H91ZM170 236H171V234H170ZM170 236H169V238H170ZM175 236V235H174ZM181 236V235H180ZM201 235H200V232H199V230L197 231V232H195L194 231V234H193V236L191 237V239H197V238H199ZM224 236V235H223ZM239 236V235H238ZM263 236V235H262ZM86 237V236H85ZM168 237V236H167ZM105 238H106V235H105ZM180 238V237H179ZM182 238V237H181ZM93 239V238H92ZM218 239V240H217ZM109 240H110V238H109ZM85 241V240H84ZM88 241V240H87ZM201 241V240H200ZM223 241V240H222ZM31 242V241H30ZM83 242V241H82ZM89 242V241H88ZM192 242H194V241H192ZM258 242V241H257ZM85 243V242H84ZM196 243V242H195ZM228 243V242H227ZM32 244V243H31ZM30 244V245H31ZM86 244V243H85ZM106 244V243H105ZM245 244H247V249H244V250H246V252L243 254V256H242V258H241V261L239 260V261H236L235 262V260H237L236 259V257L239 255V253L241 252V248L245 245ZM257 244V243H256ZM259 250L257 249V251H259V254H260V256L262 257V258H264V237H262L261 238V240L259 241ZM30 245H28L29 247H30ZM83 245V244H82ZM87 245V244H86ZM167 245V244H166ZM195 245V244H194ZM213 245V246H212ZM180 246H181V244H180ZM193 246V245H192ZM224 246V245H223ZM233 246V245H232ZM231 246V247H232ZM28 247V248H29ZM83 247V246H82ZM182 247H183V245H182ZM188 247V246H187ZM194 247V246H193ZM213 247V248H212ZM245 247V246H244ZM243 247V248H244ZM24 248V247H23ZM122 248V247H121ZM242 248V249H243ZM27 249V248H26ZM84 249V248H83ZM191 248H189V250H190ZM224 249H225V247H224ZM88 250H89V247H88ZM230 250V249H229ZM19 251V250H18ZM85 251V250H84ZM83 251V256L84 257H82V258H85V256L87 255V253L90 251H87V249H86V251L84 252ZM120 251V250H119ZM197 251V250H196ZM224 251V250H223ZM12 252V251H11ZM163 252H165V251H163ZM170 252V251H169ZM12 254V253H11ZM118 254V253H117ZM159 254V253H158ZM158 254H156L157 256H158ZM160 254H162L161 252H160ZM178 254V253H177ZM181 254V253H180ZM13 255V254H12ZM18 255V254H17ZM187 255H189V254H187ZM241 255H242V253H241ZM173 256V255H172ZM178 256V255H177ZM87 257V256H86ZM120 257V256H119ZM118 257V258H119ZM170 257V256H169ZM168 257V258H169ZM186 257V256H185ZM258 257V256H257ZM155 258V257H154ZM175 258V257H174ZM173 258V259H174ZM238 258V257H237ZM87 259V258H86ZM157 259V258H156ZM155 259V260H156ZM160 259V258H159ZM221 259V258H220ZM219 259V260H220ZM14 260H11V261H14ZM80 260V259H79ZM82 260V259H81ZM188 260V259H187ZM260 260V259H259ZM78 261V260H77ZM84 261H85V259H84ZM82 262V263H85V262ZM88 261V260H87ZM159 261V260H158ZM263 261V260H262ZM261 261V262H262ZM260 262V263H261ZM8 263V262H7ZM4 264H6V263H4ZM167 264V263H166ZM172 264V263H171Z\"/></svg>",
  "mask_w": 264,
  "mask_h": 264
}]
</instances>
